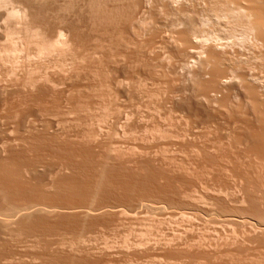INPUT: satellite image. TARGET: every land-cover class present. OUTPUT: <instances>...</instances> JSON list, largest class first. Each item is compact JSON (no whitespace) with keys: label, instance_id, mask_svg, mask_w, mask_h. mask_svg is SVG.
<instances>
[{"label":"rangeland","instance_id":"374dc122","mask_svg":"<svg viewBox=\"0 0 264 264\" xmlns=\"http://www.w3.org/2000/svg\"><path fill=\"white\" fill-rule=\"evenodd\" d=\"M40 1L14 0L32 32L10 40L0 25V197L48 207L29 227L0 221V264H264L249 223L264 189L255 114L239 112L248 89L223 67L212 77L211 59L247 56L262 81L264 39L195 43L212 31L198 29L208 0H77V14Z\"/></svg>","mask_w":264,"mask_h":264},{"label":"bare ground","instance_id":"6f19581e","mask_svg":"<svg viewBox=\"0 0 264 264\" xmlns=\"http://www.w3.org/2000/svg\"><path fill=\"white\" fill-rule=\"evenodd\" d=\"M19 1V0H18ZM20 1H24L25 2V0H20ZM29 2L30 1H32V0H28ZM34 1H36V0H33V2ZM49 2L51 1V0H48ZM47 1V2H48ZM54 1V0H53ZM89 1V0H88ZM87 1V3H89ZM112 1V0H111ZM117 1L118 0H116V3H117ZM203 1V0H202ZM220 1V2H219ZM208 0V2L207 3H209V6L207 5V7H208V11H210V10H212L215 6H217V3H220V4H218V5H224V6H234V8L235 9H237V10H240L241 12H242V17H241V26L242 27H245V28H247V30H248V34H254L253 36L255 37V39L256 38H263L264 39V0ZM23 2V3H24ZM29 2L27 3V0H26V3L27 4H29ZM40 2H42V0L40 1ZM45 2V1H44ZM44 2H43V5H44ZM80 2V1H79ZM119 2V1H118ZM241 2H246L248 5L246 6V3H245V6H244V4L243 3H241ZM25 3V6H28L27 4ZM30 3H32V2H30ZM38 3V2H37ZM76 3H78L77 2V0H65V2H64V4L62 5V6H60L59 7V9H57V10H60V11H63L64 13L65 12H67V13H69V12H73V10H75L74 8H76L78 5L76 4ZM108 3H109V0H108ZM115 3V2H114ZM120 3H121V1H120ZM237 3V4H236ZM41 4V3H40ZM80 4V3H79ZM82 4H84V2H82ZM81 4V5H82ZM204 4H206V2L204 1ZM52 5V4H51ZM77 5V6H76ZM117 5V4H116ZM74 6H76V7H74ZM39 7V6H38ZM41 7V6H40ZM79 7V6H78ZM204 7V6H203ZM26 8V7H25ZM28 8V10H29V7H27ZM31 8V7H30ZM51 8V7H50ZM55 8V7H54ZM80 8V7H79ZM87 8H89L90 10H94V9H96V10H98L99 9V7H98V4L96 5V2L95 1H93L92 0V3H89V7H87ZM52 9V8H51ZM56 10V11H57ZM77 10V9H76ZM100 10V9H99ZM55 11V10H54ZM78 11V10H77ZM206 11V10H205ZM47 12H48V10H47ZM62 12V13H63ZM207 12V11H206ZM29 13V12H28ZM27 13V14H28ZM74 13V12H73ZM42 14V13H41ZM52 14V13H51ZM74 14H77L76 12L74 13ZM32 15V14H31ZM69 15V14H68ZM202 15V14H201ZM54 16H56V15H54ZM53 16V17H54ZM59 15H57V17H58ZM63 16V15H62ZM37 17V16H36ZM39 17V16H38ZM66 17V16H65ZM65 17H64V19H65ZM35 18V17H34ZM33 18V19H34ZM42 18V17H41ZM252 18H254V19H252ZM31 19V18H30ZM54 19V18H53ZM62 20V19H61ZM66 20V19H65ZM28 21V20H27ZM31 21V20H30ZM56 21V20H55ZM63 21V20H62ZM214 22V21H213ZM26 23H28V22H26ZM30 23V22H29ZM63 23V22H62ZM91 23H93V22H91ZM33 24V23H32ZM26 25V24H24V26L26 25V27L25 28H27V29H29V30H31L30 32H32L33 30L32 29H34V26L33 25ZM222 25V24H221ZM23 26V27H24ZM33 26V27H32ZM223 26V25H222ZM220 27V26H219ZM225 27V25L223 26V27H220L221 28V30L223 29ZM39 28V27H38ZM26 29V30H27ZM29 30H27V31H29ZM35 30H39V29H35ZM216 30V29H215ZM259 30L261 31V30H263L262 32H259ZM219 31V30H218ZM217 31V32H218ZM36 32V31H35ZM8 34V33H7ZM6 34V37L8 36ZM37 34V33H36ZM62 34V33H61ZM57 35H58V37H59V34H58V32H57ZM252 36V37H253ZM224 38H226V37H224ZM261 38V39H262ZM252 39V38H251ZM251 41V40H250ZM250 44V43H249ZM41 46V45H40ZM247 46H248V44H247ZM246 46V47H247ZM250 46H252V45H250ZM38 47H39V45H38ZM43 47V46H42ZM42 47L40 48V49H38L37 50V52L39 53V54H41L42 53ZM223 47V46H222ZM213 48V47H212ZM228 48V47H227ZM232 48V47H231ZM251 48V47H250ZM211 49V48H210ZM223 49V48H222ZM224 52V51H223ZM222 52V53H223ZM227 53H229V51L227 52ZM210 55H212V56H210V57H213V54H210ZM227 55V54H226ZM240 55V54H239ZM247 55V54H246ZM245 55V56H246ZM251 55V54H250ZM254 55V54H253ZM214 56H216L215 54H214ZM219 57H213V58H211V59H213L212 61H215L214 63H213V65H215V73H213L214 75L212 76V77H216V75L219 73V69H217V68H220V67H223L224 68V71L225 70H227L228 72H229V70L231 71V73L234 75V76H236L237 78H239L244 84H245V88L246 89H248L247 90V93H249L247 96H249V103H250V107H248L247 109H249V111L248 110H242V111H239V112H241L242 114H245V115H248V114H250V112H252L253 114H255V118H256V123H257V125H256V129H257V131L255 132V139H256V141H257V147L256 148H258V150H259V152H257V153H259V155H262V157H263V159H261L262 160V163H263V160H264V93L262 92V94L261 93H259L258 94V92L256 93V91H254L255 90V87H257V85L255 86V84H258L259 82H263L264 80H262L261 81V79H259V77L257 76V75H254V74H251V72H250V70L252 69L251 67H248V66H243V65H246V63H244V62H246V61H248L247 59H249L247 56H246V61H245V59H244V61H242V60H232V58L231 59H229V58H227L224 54H221V55H218ZM232 57V56H231ZM244 57V56H243ZM252 57V56H251ZM253 57H257V56H253ZM242 58V57H241ZM259 58V57H258ZM211 59L210 58H207V59H205V60H207V62H210L211 61ZM239 59H240V57H239ZM210 60V61H209ZM250 61L251 60H249V62L248 63H250ZM204 63V62H203ZM248 65V64H247ZM210 66H212V64H210ZM249 66H250V64H249ZM214 68V67H213ZM249 68V69H248ZM251 68V69H250ZM211 70H212V68H211ZM216 70H218V73H216ZM241 70V71H240ZM221 71H222V69H221ZM227 71H225V72H227ZM240 71V72H239ZM253 72V71H252ZM212 73V72H211ZM198 75V74H197ZM26 83H28V82H26ZM33 84V83H32ZM243 84V85H244ZM259 85V84H258ZM30 86H31V84H30ZM33 86V85H32ZM40 87H42V85L40 86ZM259 87V86H258ZM43 88V87H42ZM41 88V89H42ZM258 89V88H257ZM263 89H264V87H263ZM46 90V89H45ZM258 91V90H257ZM260 92V91H259ZM42 95H43V92L41 93ZM45 94V93H44ZM256 94H258V95H256ZM5 109V108H4ZM3 114V113H2ZM2 114H0V133L1 132H3L4 130L2 129V127L3 126H6L8 123L10 124V122L8 121L9 119H8V117L7 116H5V115H2ZM7 114V113H6ZM17 115V114H16ZM20 115V114H19ZM17 117H19V116H17ZM16 117V118H17ZM23 117V116H22ZM12 117H10V119H11ZM16 118H14L15 119V121H16ZM34 122H35V120H30L27 116H24L22 119H19L16 123H17V125H24L23 126V128H26V130L27 129H30L31 127H32V125L34 124ZM117 123V122H116ZM12 124V123H11ZM40 124V123H39ZM8 126V125H7ZM16 126V125H15ZM34 126V125H33ZM202 126V125H201ZM19 128V127H18ZM198 129V128H197ZM18 130V129H17ZM8 131V130H7ZM29 131V130H28ZM33 131V130H32ZM33 132H35V131H33ZM39 133V132H38ZM9 134V133H8ZM18 136V135H17ZM27 136H28V134H27ZM51 137V136H50ZM56 137V136H55ZM28 138V137H27ZM23 139V138H22ZM31 140V139H30ZM41 140V139H40ZM12 141V140H11ZM28 141V140H27ZM34 142V141H33ZM36 142V141H35ZM48 142V141H47ZM69 142V141H68ZM259 143V144H258ZM56 145V144H55ZM48 147V146H47ZM13 150V149H12ZM14 151V150H13ZM12 152V151H11ZM15 152V151H14ZM17 152V151H16ZM16 152H15V154H16ZM60 152V151H59ZM72 152V151H71ZM10 154V153H9ZM22 154V153H21ZM59 154V153H58ZM62 155V154H61ZM11 157V156H10ZM14 158H17V157H14ZM2 165H3V163H2ZM80 166V165H79ZM263 167H264V163H263V165H262ZM261 166V167H262ZM71 167V166H70ZM101 167V166H100ZM1 168V167H0ZM2 169V168H1ZM8 169V168H7ZM104 169H106V168H104ZM263 170V169H262ZM6 171V170H5ZM13 171H14V169H13ZM15 172V171H14ZM263 172H264V170H263ZM9 173V172H8ZM16 173V172H15ZM14 173V174H15ZM104 174V173H103ZM3 175V174H2ZM21 175V174H20ZM113 175V174H112ZM6 176V175H5ZM15 176V175H14ZM17 176V175H16ZM12 177V176H11ZM18 177V176H17ZM20 178V177H19ZM60 178H62V177H60ZM102 178H104V177H102ZM122 178V177H121ZM2 179V178H1ZM5 179V178H4ZM64 179V178H63ZM24 180V179H23ZM1 181H4V180H1ZM8 181V180H7ZM8 182H10V181H8ZM7 182V183H8ZM20 182H21V180H20ZM27 182V181H26ZM264 182V181H263ZM104 183V182H103ZM1 184V183H0ZM27 184H28V182H27ZM127 184V183H126ZM51 185V184H50ZM49 185V186H50ZM118 185V184H117ZM263 185V184H262ZM51 187V186H50ZM54 187V186H53ZM46 188V187H45ZM203 188V187H202ZM262 188H264V187H262ZM125 189V188H124ZM208 189V188H207ZM10 190H12V189H10ZM31 190V189H30ZM38 190V189H37ZM42 190V189H41ZM16 191V190H15ZM39 191V190H38ZM42 191H46V190H42ZM50 191V190H49ZM57 191V190H56ZM63 191V190H62ZM79 191V190H78ZM5 192V191H4ZM9 192V191H8ZM40 192V191H39ZM55 192V191H54ZM57 192H59V191H57ZM73 192H74V190H73ZM84 192V191H83ZM134 192V191H133ZM2 193V192H1ZM6 193V192H5ZM56 193V192H55ZM75 193V192H74ZM229 193V192H228ZM230 193H232V192H230ZM66 194V193H65ZM78 194V193H77ZM91 194V193H90ZM224 194V193H223ZM233 194V193H232ZM249 194V193H248ZM1 195V194H0ZM2 195H4L3 193H2ZM6 195L7 194H5V197H6ZM43 195V194H42ZM47 195H49V194H47ZM56 195H57V193H56ZM226 195V194H225ZM231 195V194H230ZM259 195H261V196H259ZM259 195L257 196V197H259L260 198V200H258L259 198H253L252 199V197L250 198L252 201H249L248 203H252V206H253V201H255L254 199H256V201L258 202V201H260V202H258V204H260L261 205V207H263V209H264V206H263V204H264V202H263V200H264V189H261L260 190V192H259ZM15 197H17V196H15ZM40 197H42V196H40ZM45 197V196H44ZM91 197V196H90ZM95 196H93V197H91V198H94ZM246 197V196H245ZM1 198V197H0ZM36 198H38V197H36ZM58 198V197H57ZM35 199V198H34ZM41 199V198H40ZM43 199V198H42ZM250 199H248V200H250ZM262 199V200H261ZM16 200V199H15ZM24 200V199H23ZM33 200V199H32ZM37 200V199H36ZM49 200V199H48ZM48 200H47V202H48ZM37 201H39V200H37ZM36 201V202H37ZM68 201V200H67ZM91 201H93V200H91ZM244 201V200H243ZM246 202H247V200H245ZM256 201H255V203H256ZM27 202V201H26ZM53 202V201H52ZM33 203H34V201H33ZM32 203V205H30L29 203H26V204H24V205H18V204H16V203H14V202H11V201H8L7 199H5V198H1V200H0V221H1V223L2 224H4V226L6 227L7 225H9L11 222H12V220H13V222L16 220V222H17V224L19 225V223H21V224H26L27 222H29V223H27V226H28V224H30V222L32 223V221H34L35 220V216L37 217V215L38 214H43V212L45 213V209H46V207H48V206H42V204H44L45 202H43V200H42V204H40V202H39V205H41V206H39L38 205V203H34L33 204ZM69 203V202H68ZM254 203V204H255ZM46 204V203H45ZM58 204V203H57ZM56 204V205H57ZM240 204H242L241 202H240ZM258 204L256 203V205L257 206H253L254 207V214L253 213H251V214H253L256 218L255 219H253V221H251L250 222V220H249V223H251V225L253 226V227H256L258 230H260L261 232H264V223L262 222V221H264V210L261 208V207H259V208H261L260 210H259V208H257L256 209V212H255V207H258ZM48 205V204H47ZM237 205H239V204H237ZM251 205V204H250ZM102 206V205H101ZM111 206V205H110ZM51 207V206H50ZM54 207H56V206H54ZM88 207V209L89 210H92V213H93V211L95 212H97V210H100V209H102L103 207H100V209H98V208H94V207H92V208H89L90 206H87ZM112 207V206H111ZM107 208V207H106ZM251 208V207H250ZM49 208H47V210H48ZM112 209V208H111ZM252 209V208H251ZM45 210V211H44ZM50 210V209H49ZM106 210V209H105ZM109 210V209H108ZM114 210V209H113ZM237 210V209H236ZM103 211V210H102ZM232 211V210H231ZM251 211V212H252ZM41 212V213H40ZM52 212V211H51ZM50 212V213H51ZM90 212V211H89ZM89 212L88 211H86L85 213H84V215L85 216H87V214H88V216H89ZM238 212V211H237ZM246 213V212H245ZM256 213V214H255ZM36 214V215H35ZM48 214V213H47ZM95 214V213H94ZM121 214V213H120ZM234 214V213H233ZM243 214V213H242ZM249 214V213H248ZM48 215H50V214H48ZM76 215V214H75ZM245 215V214H244ZM16 216V217H15ZM17 216H18V218H17ZM87 216V217H88ZM240 217H241V215H239ZM12 217H14V218H17L18 219V221H17V219H12ZM55 217V216H54ZM249 217V216H248ZM240 219V218H239ZM252 219V218H251ZM257 219V220H256ZM246 220V219H245ZM63 221V220H62ZM240 221V220H239ZM242 221H244V219L242 220ZM241 221V222H242ZM12 222V223H13ZM16 222H14V224L16 223ZM235 222V221H234ZM248 222V221H247ZM43 223H45V222H43ZM14 224H13V226H14ZM33 224H35V223H33ZM53 224V223H52ZM233 224V223H232ZM1 225V224H0ZM16 225V224H15ZM37 225V224H36ZM45 226V225H44ZM84 226V225H83ZM24 227V226H23ZM29 227V226H28ZM28 227H26L27 229H28ZM232 227H234V226H232ZM236 227V226H235ZM2 228V227H1ZM84 228V227H83ZM235 229H237V228H235ZM253 229V228H252ZM8 230V229H7ZM239 230V229H238ZM244 231V230H243ZM253 231V230H252ZM256 231V230H255ZM259 231V232H260ZM4 232V231H3ZM9 232V231H8ZM5 233V232H4ZM51 233V232H50ZM81 233V232H80ZM238 233V232H237ZM251 233V232H250ZM9 234H11V233H9ZM241 234V233H240ZM6 235H7V233H6ZM235 235V234H234ZM264 235V234H263ZM12 236V235H11ZM10 236V237H11ZM15 236H20V234L18 233V235H15ZM30 236V235H29ZM236 236H237V234H236ZM7 237V236H6ZM9 237V236H8ZM25 237V236H24ZM26 238V237H25ZM240 238V237H239ZM21 241V240H20ZM262 241V240H261ZM263 243H264V241H263ZM262 243V244H263ZM261 250H263V249H261Z\"/></svg>","mask_w":264,"mask_h":264},{"label":"clouds","instance_id":"9594fccd","mask_svg":"<svg viewBox=\"0 0 264 264\" xmlns=\"http://www.w3.org/2000/svg\"><path fill=\"white\" fill-rule=\"evenodd\" d=\"M175 6V5H173ZM0 25L9 28V39L15 35L17 29H21L26 23L28 16L27 10L18 5L14 0H0ZM242 12L234 8V6L217 5L206 14L198 17L200 23L198 29H210L211 34L201 32L199 36H194L195 43L206 48L209 45L220 48L223 45H231L243 48L249 42L248 30L241 26ZM215 21V23H213ZM224 24L220 32L215 31L217 25ZM222 37H226L222 38ZM193 63H189L186 67H194Z\"/></svg>","mask_w":264,"mask_h":264}]
</instances>
